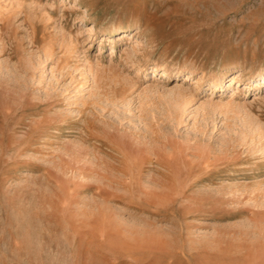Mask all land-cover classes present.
Segmentation results:
<instances>
[{
	"label": "rangeland",
	"instance_id": "rangeland-1",
	"mask_svg": "<svg viewBox=\"0 0 264 264\" xmlns=\"http://www.w3.org/2000/svg\"><path fill=\"white\" fill-rule=\"evenodd\" d=\"M261 75L264 0H0V264H264Z\"/></svg>",
	"mask_w": 264,
	"mask_h": 264
},
{
	"label": "bare ground",
	"instance_id": "bare-ground-1",
	"mask_svg": "<svg viewBox=\"0 0 264 264\" xmlns=\"http://www.w3.org/2000/svg\"><path fill=\"white\" fill-rule=\"evenodd\" d=\"M113 32H114V30L107 31V33H113ZM175 72H176V71H175ZM176 74H178V73H176ZM262 76H264V75H261V77H262ZM261 77H260V78H261Z\"/></svg>",
	"mask_w": 264,
	"mask_h": 264
}]
</instances>
